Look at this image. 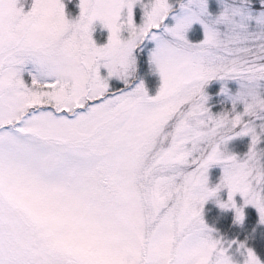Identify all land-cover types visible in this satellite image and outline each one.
<instances>
[{
	"label": "snow or ice",
	"instance_id": "1",
	"mask_svg": "<svg viewBox=\"0 0 264 264\" xmlns=\"http://www.w3.org/2000/svg\"><path fill=\"white\" fill-rule=\"evenodd\" d=\"M18 5L0 0V264H238L237 243L243 264H264L203 218L227 187L222 208L243 222L241 193L264 222V27L248 30L264 11L225 3L213 18L208 0H80L69 22L62 0ZM97 20L110 32L100 46ZM146 48L155 95L137 83L134 51ZM113 76L125 86L111 87ZM214 78L241 82L230 110H210ZM237 136L251 137L243 156L226 147ZM216 163L223 176L209 187Z\"/></svg>",
	"mask_w": 264,
	"mask_h": 264
},
{
	"label": "rangeland",
	"instance_id": "2",
	"mask_svg": "<svg viewBox=\"0 0 264 264\" xmlns=\"http://www.w3.org/2000/svg\"><path fill=\"white\" fill-rule=\"evenodd\" d=\"M34 0H19V5L24 11H30ZM65 5V15L69 20H76L81 12L80 0H62ZM243 7L250 10L253 16L258 15L264 11V3L261 0H208V11L214 18L223 10L224 4ZM144 9L141 4L137 3L133 8L134 20L137 24L142 23ZM127 9L123 10L122 16L126 18ZM174 24L175 20L169 16L167 21ZM221 32L227 31L226 25L217 26ZM258 26L255 19L249 21V31H256ZM109 30L104 26L103 21L97 20L93 24L92 36L98 46L106 44ZM188 39L192 42H199L204 39V27L200 22H195L187 33ZM154 42H149V48L154 47ZM144 53L148 56L147 65L142 64V52L138 49L134 51L137 56V83L141 80L145 83L149 95H155L158 92L159 86L162 83L159 73L153 70V66L149 60L148 49H144ZM24 73V79L27 83H31L30 72L34 71L33 65L28 64ZM101 75L107 76V68H101ZM264 84V82H262ZM109 85L113 88L124 87V82L119 77L113 76L109 78ZM227 87L228 91L224 92L222 89ZM241 87V82L237 79L228 78H214L207 85L204 91L208 95V106L213 113H220L225 109L232 108L231 96L234 95ZM242 109V106H241ZM251 142L250 136H237L230 140L226 147L231 153L243 156L249 148ZM223 176V165L221 163L213 164L208 170L209 187H215L220 183ZM229 189L227 187L221 188L219 192L210 197L203 207V218L207 225L214 229V237H222L225 241L245 242L248 248L253 249L261 261H264V222H261L260 212L253 204H245V197L241 193L235 194L236 206L243 209V222L236 220V208H222L220 202H227ZM234 259L238 264H243L245 256L241 254L239 245L234 244L230 249Z\"/></svg>",
	"mask_w": 264,
	"mask_h": 264
},
{
	"label": "trees",
	"instance_id": "3",
	"mask_svg": "<svg viewBox=\"0 0 264 264\" xmlns=\"http://www.w3.org/2000/svg\"><path fill=\"white\" fill-rule=\"evenodd\" d=\"M144 52H145V51L142 52V53H143V54H142V56H143V58H142V59H143V60H142V64L146 66V65H147V59H148V56H146Z\"/></svg>",
	"mask_w": 264,
	"mask_h": 264
},
{
	"label": "clouds",
	"instance_id": "4",
	"mask_svg": "<svg viewBox=\"0 0 264 264\" xmlns=\"http://www.w3.org/2000/svg\"><path fill=\"white\" fill-rule=\"evenodd\" d=\"M69 20V19H68ZM73 20H69V22H72ZM47 23H55V21L54 20H48V21H46Z\"/></svg>",
	"mask_w": 264,
	"mask_h": 264
}]
</instances>
